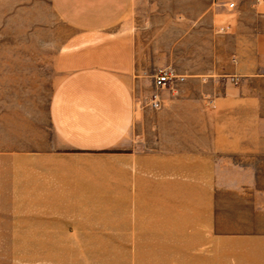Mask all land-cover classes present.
Instances as JSON below:
<instances>
[{"label": "rangeland", "instance_id": "374dc122", "mask_svg": "<svg viewBox=\"0 0 264 264\" xmlns=\"http://www.w3.org/2000/svg\"><path fill=\"white\" fill-rule=\"evenodd\" d=\"M65 33L50 0H0V264H245V246L229 247V240L258 232L264 187L254 181L221 189L213 170L264 165V154L230 147L223 128L229 122L216 131L214 90L199 88L216 75L185 74L177 90L158 89L159 107L143 104L142 165L124 171L141 176L140 183L122 181L119 165L66 172L29 164L36 155L28 152L51 137L53 58ZM183 83L188 139L182 138L186 109L171 104L183 96ZM86 176L104 180L76 181ZM62 182L92 189L88 197L59 189L55 199L39 197V184L53 189ZM247 264H264V257Z\"/></svg>", "mask_w": 264, "mask_h": 264}, {"label": "crops", "instance_id": "0c3cea01", "mask_svg": "<svg viewBox=\"0 0 264 264\" xmlns=\"http://www.w3.org/2000/svg\"><path fill=\"white\" fill-rule=\"evenodd\" d=\"M50 2L66 33L53 58L47 107L51 137L38 145L39 150L28 152L36 155L29 158L30 165L60 166L66 172H73L76 165H119L125 176L122 181L140 183L141 176L128 177L124 171L129 165H142L137 149L142 138V106L157 93L152 75L164 67L181 77L169 83L176 90L185 74L216 75L199 85L214 90L216 131L229 122L223 128L230 147L264 154V0ZM225 75L231 78L222 79ZM181 89L183 96L172 98L171 104L180 102L186 109L183 129L187 134L182 138L188 139L190 102L184 83ZM222 106H230L228 113ZM78 180L104 179L86 176ZM213 181L221 189L231 190L232 185L226 183L254 181L264 187V165H215ZM39 186L44 191L39 197L48 199H55L51 196L57 189L60 193L68 190L67 197L72 190L88 197L92 189L67 182L53 189L49 184ZM257 229L256 234L252 231L229 240V247L245 246V264L264 257V221Z\"/></svg>", "mask_w": 264, "mask_h": 264}, {"label": "built area", "instance_id": "2783aa9c", "mask_svg": "<svg viewBox=\"0 0 264 264\" xmlns=\"http://www.w3.org/2000/svg\"><path fill=\"white\" fill-rule=\"evenodd\" d=\"M230 7L233 6V3L229 4ZM174 78H180L177 75L173 73V70L168 67L160 68L158 69L153 75L152 80L154 85L157 88H163L171 82ZM160 105V99L158 98V95L156 93H153L149 99V106L153 108H157Z\"/></svg>", "mask_w": 264, "mask_h": 264}, {"label": "bare ground", "instance_id": "6f19581e", "mask_svg": "<svg viewBox=\"0 0 264 264\" xmlns=\"http://www.w3.org/2000/svg\"><path fill=\"white\" fill-rule=\"evenodd\" d=\"M117 244H119V243H117ZM70 245V244H69ZM140 245V244H139ZM117 249V248H116ZM130 249V248H129ZM39 250V249H38ZM25 251H26V249H25ZM27 251H28V249H27ZM116 251V250H115ZM142 251V250H141ZM75 252V251H74ZM144 252V251H143ZM147 252V251H146ZM134 254V253H133ZM90 255V254H89ZM94 255H96V254H94ZM132 255V254H131ZM135 255V254H134ZM97 256V255H96ZM104 256H106V255H104ZM117 256V255H116ZM72 257V256H71ZM108 257V256H107ZM114 257V256H113ZM119 257V256H118ZM146 257V256H145ZM63 258V257H62ZM97 258V257H96ZM31 259V258H30ZM25 260V259H24ZM32 260V259H31ZM34 260V259H33ZM112 260V259H111ZM120 260V259H119ZM35 261H37V260H35ZM26 262V261H25ZM62 262V261H61ZM67 262H69V261H67ZM66 262V263H67ZM133 262V261H132ZM74 264V263H73Z\"/></svg>", "mask_w": 264, "mask_h": 264}, {"label": "water", "instance_id": "95a60500", "mask_svg": "<svg viewBox=\"0 0 264 264\" xmlns=\"http://www.w3.org/2000/svg\"><path fill=\"white\" fill-rule=\"evenodd\" d=\"M137 149H140V147L138 146Z\"/></svg>", "mask_w": 264, "mask_h": 264}]
</instances>
